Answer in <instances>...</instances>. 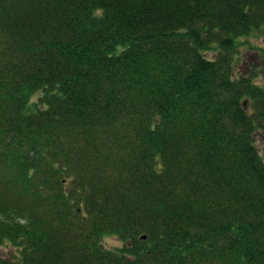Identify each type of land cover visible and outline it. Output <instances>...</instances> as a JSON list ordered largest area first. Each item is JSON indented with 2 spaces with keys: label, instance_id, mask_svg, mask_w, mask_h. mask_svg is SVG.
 <instances>
[{
  "label": "trees",
  "instance_id": "1",
  "mask_svg": "<svg viewBox=\"0 0 264 264\" xmlns=\"http://www.w3.org/2000/svg\"><path fill=\"white\" fill-rule=\"evenodd\" d=\"M263 29L264 0H0V264H264L234 72Z\"/></svg>",
  "mask_w": 264,
  "mask_h": 264
},
{
  "label": "rangeland",
  "instance_id": "2",
  "mask_svg": "<svg viewBox=\"0 0 264 264\" xmlns=\"http://www.w3.org/2000/svg\"><path fill=\"white\" fill-rule=\"evenodd\" d=\"M238 43L240 46L234 63V72L244 77H251L255 85L264 87V29L240 39ZM204 55L207 58H213L214 52H207ZM253 141L264 164V130L256 132ZM102 245L105 249L112 250L120 247L121 243L114 237H104ZM10 252L9 247L2 249L3 255Z\"/></svg>",
  "mask_w": 264,
  "mask_h": 264
},
{
  "label": "water",
  "instance_id": "3",
  "mask_svg": "<svg viewBox=\"0 0 264 264\" xmlns=\"http://www.w3.org/2000/svg\"><path fill=\"white\" fill-rule=\"evenodd\" d=\"M245 104V102L243 103V105ZM144 239V237H142Z\"/></svg>",
  "mask_w": 264,
  "mask_h": 264
}]
</instances>
